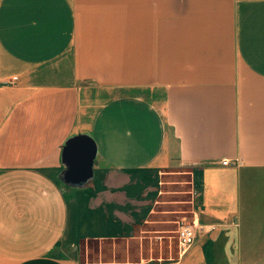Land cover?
I'll list each match as a JSON object with an SVG mask.
<instances>
[{
    "label": "crops",
    "instance_id": "1",
    "mask_svg": "<svg viewBox=\"0 0 264 264\" xmlns=\"http://www.w3.org/2000/svg\"><path fill=\"white\" fill-rule=\"evenodd\" d=\"M180 168L264 264V0H0V264H180L80 254L158 245Z\"/></svg>",
    "mask_w": 264,
    "mask_h": 264
},
{
    "label": "rangeland",
    "instance_id": "2",
    "mask_svg": "<svg viewBox=\"0 0 264 264\" xmlns=\"http://www.w3.org/2000/svg\"><path fill=\"white\" fill-rule=\"evenodd\" d=\"M187 175L188 172L182 168L162 172V194L159 197L160 202L155 217L165 221L161 226L151 227L152 231L159 234L158 245L149 246L144 242L141 247L138 242L131 240L128 245L124 243L125 241L116 242L115 244L104 242L99 248L91 242L86 245L81 243V259H94L101 256L104 258L136 259L143 255L162 259L163 262L181 258L180 264H239L233 244L226 246L223 237L216 239V233L226 228V226H233V219L227 223L226 221H220L221 223H203L199 221L201 224H206L205 228L209 227L207 225H212V228L198 238L187 252L183 255L179 254L176 237L178 222L183 219L191 220L193 216L189 201L186 198L189 196L191 188ZM169 212H172V214H167Z\"/></svg>",
    "mask_w": 264,
    "mask_h": 264
},
{
    "label": "built area",
    "instance_id": "3",
    "mask_svg": "<svg viewBox=\"0 0 264 264\" xmlns=\"http://www.w3.org/2000/svg\"><path fill=\"white\" fill-rule=\"evenodd\" d=\"M12 79H16V76H13ZM220 163L223 165L232 164L233 161L229 158H222ZM237 163V161H236ZM201 224L193 215L191 220H181L178 222L176 228V237L178 241L179 254L183 255L187 252L191 246L200 238L205 232L209 231L212 228V225Z\"/></svg>",
    "mask_w": 264,
    "mask_h": 264
}]
</instances>
